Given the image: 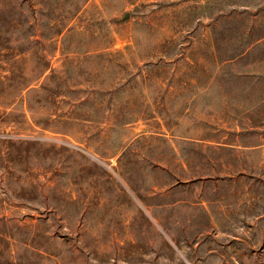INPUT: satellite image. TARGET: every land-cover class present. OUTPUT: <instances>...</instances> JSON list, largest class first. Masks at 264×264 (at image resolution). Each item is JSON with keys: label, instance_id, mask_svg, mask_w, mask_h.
<instances>
[{"label": "rangeland", "instance_id": "obj_1", "mask_svg": "<svg viewBox=\"0 0 264 264\" xmlns=\"http://www.w3.org/2000/svg\"><path fill=\"white\" fill-rule=\"evenodd\" d=\"M0 264H264V0H0Z\"/></svg>", "mask_w": 264, "mask_h": 264}]
</instances>
